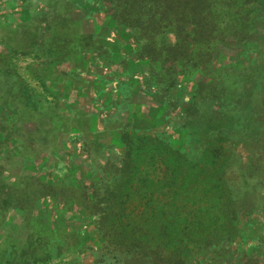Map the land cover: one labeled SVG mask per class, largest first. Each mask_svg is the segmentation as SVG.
Here are the masks:
<instances>
[{"label":"trees","instance_id":"obj_1","mask_svg":"<svg viewBox=\"0 0 264 264\" xmlns=\"http://www.w3.org/2000/svg\"><path fill=\"white\" fill-rule=\"evenodd\" d=\"M3 3L0 10L4 9ZM26 3H32L37 10L33 19L27 7L17 21H11L14 31L24 35L31 24L39 36L52 37L49 42L56 47V55L68 47L78 50L74 53L78 61L71 78L61 70L63 58L54 59L60 66L55 67L59 85L54 89L53 100L75 96L88 100L93 112L101 111L99 116L93 113L82 130L84 142L80 146L83 150L87 148L82 158L80 153L75 154L77 142H72L68 151L62 141L65 134L57 135L58 145L51 162L57 158L67 168L59 182L71 199L66 200L62 193L57 197L58 204L65 207V201L71 202L70 208H76L71 210L84 215L79 221L97 225L95 230L105 236L112 229L103 227L105 201L116 199L110 191L116 179L107 184L110 176L105 170L111 169L114 174L122 169L128 170L127 174L136 173L135 167L128 168L130 165L124 162L129 145L137 147V140L158 141L166 125L180 116L185 121L184 129L166 131L174 140H181V145H192L215 131L236 140L243 153L237 158L240 165L234 180L239 181L241 194L233 201L228 199L220 179L219 189L217 181H210L217 170L202 155L201 171L190 173V182L195 190L198 185L203 187L204 194L197 204L192 203L199 206L191 208L185 219L189 227L183 230L195 235L191 243L197 240L203 244L204 255H199L203 262L201 259L187 262L185 245L170 252L167 243L176 238V233H168L166 220L160 225L166 242L155 243L152 233L135 225L129 227L124 215L117 214L113 220L121 223V233L137 245L124 244L118 254L134 249L139 255L123 264H264V0H26ZM97 19L105 23L92 27V20ZM0 47V170L3 157L10 160L8 167L25 168L28 163L35 169L39 163H45L40 169L48 170L50 162L45 153L52 146H47L50 144L38 136L39 132L26 137L28 87L14 57L15 50H28L31 46L26 40L19 43L14 39L0 42ZM120 87H129L128 94L122 96ZM167 101L172 110L166 108ZM178 103L180 113L175 109ZM197 106L202 112L199 109L196 112ZM106 117L108 126L100 131L98 122ZM155 117L157 128L153 130L150 124ZM91 126L93 130H89ZM190 128L195 133H190ZM26 139L33 146L39 142L38 152L30 160H26ZM91 145L105 148L102 153H108L107 157L117 162L104 158L103 164L96 165V160L91 161L95 157ZM192 158L191 163H198ZM102 174L105 181H101ZM22 182L18 177L0 176V210L2 205L21 210L18 207L22 197L26 198ZM32 198L23 201L24 217L31 215L49 228L62 231L61 225H65V220L59 219L62 210L45 208V201ZM52 203L48 201V207ZM65 226L72 232L64 229L56 246L58 256L76 250L73 264H100L97 248L87 242L90 233L77 231L76 223L74 227ZM225 230L227 236L238 237L243 233L248 235V243L256 242L250 249H240L239 242L232 247L214 246L215 239L208 237H216L215 234ZM50 231L46 229V233ZM108 247L102 245L99 250ZM88 251L91 260L85 255Z\"/></svg>","mask_w":264,"mask_h":264},{"label":"rangeland","instance_id":"obj_2","mask_svg":"<svg viewBox=\"0 0 264 264\" xmlns=\"http://www.w3.org/2000/svg\"><path fill=\"white\" fill-rule=\"evenodd\" d=\"M1 2H4L5 6L3 7L4 9L0 10V13L5 12V14L0 16V42H12L15 39L19 43H24L26 40V43H29L31 46L28 50L19 48L14 51L19 73L25 79L24 81L28 87L26 89V137H32L35 131L39 132L38 136L40 138L43 137L42 139H45L50 144L47 146H52V149L45 153L49 157L48 163L50 162V169L48 170L44 168L45 163H39L35 169L31 165L29 166L28 163H26L25 168L8 167L10 160L3 157V169L0 170V176H14V179L18 177L20 180H23L22 188L26 189V192L23 193L26 194V198L22 197L23 200L18 207L21 210L13 209L12 206H1L0 264H73L72 256L76 255L77 251L75 250L60 257L58 256L56 246L58 245V240L62 239L64 229L67 228L65 225L74 227V223L77 225V231L81 233L87 231L90 233V236L87 237V242L89 245L91 244L90 247L97 248L98 255L101 256L100 264H123L124 261L127 262L131 257H138L139 255H136L134 249L123 250L120 252V255L118 254L119 247L124 244L134 247L137 245L131 243V237L121 233V223L118 224L113 220V215L116 216L117 214L124 215L125 223L129 227L135 225L136 227H140L141 231L147 230L152 233L155 243L166 242L165 236L160 229L162 221L166 220L168 222V233L171 231L176 233V238L167 243L170 252L178 245H185L186 249L184 252L186 254L184 258L187 262L192 260L197 262L200 259L203 262L204 258H199L200 253L204 255V252H201L203 244L198 243L197 240L195 243H191V241L196 239L195 235L187 232V230H183L184 227H189L185 219L191 214V208L199 206H193L192 203L197 204L201 194H204L203 187L198 185L196 190L194 189L195 186L190 182L191 174H198L201 171L202 164L200 162H203V160L200 161V159L204 155V161L209 166L213 165L217 170V172L213 173L210 181H217L216 186L219 189L218 179H220V183L223 185L222 187L225 189L228 199L231 201L237 199L241 194L242 188L239 185V181L234 180L238 175L237 167L240 165V161L237 158L240 154L243 155V153L239 149L236 140L220 131H215L206 139H197L192 145H189V143L181 145L179 144L181 140H174V138L169 136L168 131H166L169 128L170 133L174 132L178 127H180V130L184 129L182 126H184L185 121L178 116L173 118L170 124L166 125L164 134L159 136L158 141H149V139L137 140V147L130 144L129 151L125 154L126 160L124 162L130 165L128 168L135 167L134 171L136 173H132L131 171L130 174H127L128 170L122 169L114 174L111 169L105 170L106 174L110 176L107 184H111V179H116L114 188L110 189L115 194L116 199L105 201L107 207L106 210L104 209L105 224H103V227L105 229L111 227L112 229L105 236L97 232L98 230H95L97 225H90L88 220L84 222L79 221L84 215L77 213L76 210L72 211L71 209L73 208H70L73 205L71 202H68L71 200L69 199V194L59 182L62 175L67 171V168L57 158L53 159L54 162H51L52 154L57 149L58 134H65L62 141L68 151L71 149V143L77 142L75 154L78 155L80 153V158L85 156V151L87 150V148L83 150L80 143L84 142L82 137L84 131L82 130L85 125L89 124L90 118L95 113L93 112V107L88 105L89 101H84V99L78 100L75 96L64 100L61 98L53 100L52 98L55 87L59 85V72L56 77L57 72L55 71V67L58 64L54 63V59L63 58L62 61L64 62L61 65L64 67L61 70L67 77L71 78V72L74 67L76 68L75 64L78 61L77 55L74 53H77L78 50L68 47L61 54L56 55L54 52L56 47L54 45L51 46L49 42L52 37H46L47 35L43 37L39 36L31 24L26 33H24L25 36L22 33L14 31L12 28L14 23L11 21H17L21 12L25 11L27 7L30 9L29 17L33 19L34 11L37 8L32 3H26V0H0ZM92 21V27H98L105 23V21L98 19ZM1 50L2 47H0ZM166 77L169 78L171 76L167 75ZM128 90L129 87H120L118 89L122 96L127 95ZM33 103H36V105L33 106ZM180 103L175 106V109L179 113L182 112L177 108ZM166 108L169 110L173 109L168 101L166 102ZM198 109L202 112L199 106H197L196 112ZM106 110H108L107 107ZM95 114L99 116L101 111H97ZM108 120L109 117H106L102 121L100 120V123L98 122L100 124V131H104L106 126H108ZM155 122L156 117L154 121H151L152 124H150L153 130L157 128L154 126ZM91 128L89 130L94 129ZM195 131L192 128L189 130L190 133H195ZM200 133H203V131L200 130ZM28 142L29 140L26 139V160H30L32 155L36 156L39 145V142L34 146ZM91 146H93L91 150L95 153V157L93 155L91 161L96 160V165L100 166L106 159L111 158L107 157L108 153H104L105 155L102 153L105 148ZM66 154L69 155L67 151ZM192 157H195L196 160L194 161L198 163H191ZM111 159L117 162L113 157ZM244 159L245 157H243V161ZM41 165L44 166L42 169H40ZM120 165L122 166V164ZM19 170L22 171L19 176H16ZM138 174L140 177H138ZM141 178L142 180H140ZM36 179H40L43 183H37ZM101 181H105L104 175ZM258 191L261 192V190ZM62 193L63 197H66L65 199L68 200L65 201V207L58 204L57 197ZM32 197H34V200L40 199L42 202L45 201L43 205L45 208L62 210L63 218L59 216V219L65 220V225H61L62 231L49 228L45 223L34 220L31 215L24 217L25 210H22V207L25 203L23 201L33 200ZM56 199L57 201H55ZM50 200L53 203L51 207H48V201ZM74 209L76 208L74 207ZM30 210H33V208H30ZM38 212L39 210L36 213ZM73 217L74 219H72ZM46 229H51L50 234L46 233ZM191 229L194 230L196 228L191 227ZM102 231L105 233L104 230ZM262 231L264 232V230ZM68 232L72 231L68 229ZM219 232V234H215L216 237H208L215 239L214 246L232 247L235 242H239L240 249H250L256 242L254 240L248 243L247 234L242 233L236 237L235 235L227 236L226 230ZM107 237H109L108 242ZM25 238L26 241L23 242ZM102 245L109 246V249L105 251L99 250ZM246 245H248V248ZM96 250L92 251L97 252ZM194 250L196 251L193 252ZM262 250L264 253V248ZM90 252L85 253L89 257V260L93 258ZM45 253H47V256H44Z\"/></svg>","mask_w":264,"mask_h":264}]
</instances>
